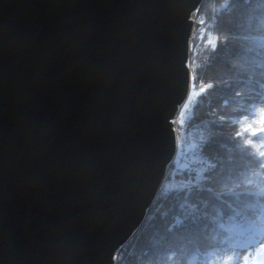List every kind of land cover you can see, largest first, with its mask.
<instances>
[{
  "label": "water",
  "instance_id": "95a60500",
  "mask_svg": "<svg viewBox=\"0 0 264 264\" xmlns=\"http://www.w3.org/2000/svg\"><path fill=\"white\" fill-rule=\"evenodd\" d=\"M160 4L0 0V264H114L142 226L181 99L143 70L167 54Z\"/></svg>",
  "mask_w": 264,
  "mask_h": 264
},
{
  "label": "trees",
  "instance_id": "16d2710c",
  "mask_svg": "<svg viewBox=\"0 0 264 264\" xmlns=\"http://www.w3.org/2000/svg\"><path fill=\"white\" fill-rule=\"evenodd\" d=\"M248 2L216 0L217 8L221 4L228 7L215 14L216 22L208 20L213 35H221L217 31L221 21L225 24L231 21L229 26L238 37L232 46L220 53L229 67L235 65L230 78L238 85L233 96L243 93V82L249 78L264 82V54L257 55V51L264 53V50L255 49L256 40L264 39V8L257 7L264 5V0ZM245 36L252 39H243ZM190 49L197 87L201 80L210 82L223 74L220 64L209 58L207 50H202L198 30ZM197 57H200L199 62L195 61ZM225 99V94L218 92L198 97L197 103L192 105L185 124L178 126L181 134L176 136L177 153L165 172L155 202L130 242L115 255V264H162L161 248L176 249L179 245L183 248L180 264L191 261L207 264L206 254L211 251L207 243L213 237L229 235L223 232L221 225L238 230L256 219L259 210L250 205L259 200L264 206V196L247 194L264 189V173L253 175L255 169L245 144L251 134L245 136L239 125L233 126L237 131L226 129L214 134L218 129L208 122L211 118L207 113L215 105L229 113L239 108L234 101L225 103ZM236 212L241 215L236 216ZM165 228H171L172 232L167 234L166 240H161Z\"/></svg>",
  "mask_w": 264,
  "mask_h": 264
},
{
  "label": "snow or ice",
  "instance_id": "6c2138e0",
  "mask_svg": "<svg viewBox=\"0 0 264 264\" xmlns=\"http://www.w3.org/2000/svg\"><path fill=\"white\" fill-rule=\"evenodd\" d=\"M245 4H249L248 0H245ZM227 7V4H221L217 8L216 0H161L160 12L166 18L165 27L168 31L167 54L157 64H146L143 70L157 78L162 86V93L179 94L181 97L173 108V112L179 111V120L171 115L165 117L170 134L176 131L172 125L185 124V113L189 111L190 106L197 103L198 97L203 98L205 95L211 96L222 92L226 96L225 103L230 100L237 103L239 108L233 113L215 105L207 113V116L211 118L208 122L218 129L214 134H220L226 129L237 131L233 127L234 125H239L245 136L251 133V139H246L245 144L250 150V163L255 169L253 172L255 176L264 173V82L253 81L249 78L243 82V93L232 95L238 85L230 78L235 65L229 67L227 60L222 59L220 53L232 46L238 37L233 34V28L229 26L231 21L227 24L221 21V26L217 28V31L221 33L219 36L213 35L212 26L208 23V20L216 22L215 14L221 8ZM257 7L264 8V5H257ZM193 25L198 30L199 38L203 44L202 50H207L209 58L220 64L223 73L212 78L210 82L201 80L198 87L195 83L197 74L193 68L191 57L188 55V30ZM243 39L252 38L245 36ZM255 49L264 50V39L256 40ZM252 50L249 49V51ZM261 54L264 53L257 51V55ZM234 116L236 118H233ZM93 166L85 164L79 174L86 176ZM150 167L151 160L146 157L141 161L134 178L124 177L125 184L131 183V187L139 193L148 184ZM248 183L251 184L252 181L250 180ZM247 195L264 196V189L250 192ZM224 203L227 204V201ZM250 206L259 210L256 219L247 227L238 230L225 228L221 225L223 232H227L229 235L218 234L221 238L213 237L207 243L206 247L211 249L206 254L209 257L207 264H264V206L260 205L259 200ZM228 207L231 208V205ZM240 215V212H236V216ZM164 232L165 235L161 236V240H166L167 234L171 233L172 229L165 228ZM254 252L257 253V259L252 258ZM182 256L183 248L180 245L176 249L161 248L160 250L162 264H169V262L180 264Z\"/></svg>",
  "mask_w": 264,
  "mask_h": 264
},
{
  "label": "rangeland",
  "instance_id": "374dc122",
  "mask_svg": "<svg viewBox=\"0 0 264 264\" xmlns=\"http://www.w3.org/2000/svg\"><path fill=\"white\" fill-rule=\"evenodd\" d=\"M197 30V29H196ZM196 33V32H195ZM195 35V34H194ZM192 44H193V39H192V43H191V45H190V48L192 47ZM189 48V52H188V55L191 57V54H190V49ZM199 59H200V57H197L196 59H195V61L196 62H199ZM191 62H192V59H191ZM196 65V64H195ZM189 71H191V69H189ZM192 106H190V108H191ZM189 112H190V109H189V111L187 112V113H185V118H186V116L189 114ZM176 119L177 120H179V114H178V116L176 117ZM174 126V128L176 129V131L174 132V135H175V155H174V157L176 156V151H177V149H178V145H177V141H176V136L177 135H179V134H181V131H180V129H179V124H175V125H173ZM251 134V133H250ZM174 159V158H173ZM253 259H257L258 258V256H257V253H253V257H252ZM116 263V256L114 257V264ZM196 263V261H191L189 264H195Z\"/></svg>",
  "mask_w": 264,
  "mask_h": 264
},
{
  "label": "built area",
  "instance_id": "2783aa9c",
  "mask_svg": "<svg viewBox=\"0 0 264 264\" xmlns=\"http://www.w3.org/2000/svg\"><path fill=\"white\" fill-rule=\"evenodd\" d=\"M178 114H179V111H178V113L176 114V116H175V119H176V117L178 116ZM172 127L174 128V126L172 125Z\"/></svg>",
  "mask_w": 264,
  "mask_h": 264
}]
</instances>
